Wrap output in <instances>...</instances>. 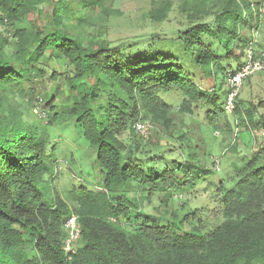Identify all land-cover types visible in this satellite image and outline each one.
Here are the masks:
<instances>
[{
	"label": "trees",
	"instance_id": "1",
	"mask_svg": "<svg viewBox=\"0 0 264 264\" xmlns=\"http://www.w3.org/2000/svg\"><path fill=\"white\" fill-rule=\"evenodd\" d=\"M41 4L52 7L48 24L35 14ZM203 12L210 19L176 32L175 51L152 46L128 53L104 41L85 47L68 29L73 22L104 21L113 13L110 0H0V24L11 26L15 39L8 54V42L0 37V264L264 262V163L253 157L227 188L222 180L210 181L214 171L198 159L189 138L176 137L181 161L166 159L161 151L134 150L124 141L130 132L135 134L132 124L138 118L166 123L168 104L160 94L171 90L184 96L181 110L201 101L211 105L206 118L213 125L227 111V77L241 64L232 69L224 62L244 58L251 39L239 30L247 18L258 28L259 14L235 0H216ZM151 17L157 20L158 13L152 11ZM48 50L67 62L65 86L73 95H65L59 107L52 106L53 97L46 105L54 110L52 119L78 126L94 150L103 174L96 189L79 185L60 194L52 183L55 144L6 102V91L28 80ZM192 68L198 72L196 80ZM98 99L105 103L95 105ZM263 111L264 105L251 103L245 120L264 131ZM131 181L137 184L133 195ZM198 186L214 187L210 194L217 204L212 214L220 219L217 224L209 227L201 211L170 212L167 219L142 211L143 199L149 203L155 193L163 192L161 200H166L175 193L194 194ZM71 213L81 234L76 251L66 254L63 221Z\"/></svg>",
	"mask_w": 264,
	"mask_h": 264
},
{
	"label": "rangeland",
	"instance_id": "2",
	"mask_svg": "<svg viewBox=\"0 0 264 264\" xmlns=\"http://www.w3.org/2000/svg\"><path fill=\"white\" fill-rule=\"evenodd\" d=\"M260 1L264 6V0ZM168 2L162 15V6ZM214 2L216 0H110L113 13L104 21L96 25L73 22L68 29L81 38L85 47L104 41L110 46L125 47L128 53H140L152 46L163 52L175 51L172 39L176 32L191 23L210 19L203 11ZM74 6L72 3V7ZM51 10L50 4H41L35 14L44 24H48ZM152 11L158 13L157 20L151 17ZM254 23L253 18H247L246 24L239 30L240 36L250 37L253 46L264 51V14L259 17L257 29H254ZM0 37L7 40L5 51L10 54L12 42L15 41L13 28L0 24ZM202 39L207 41L206 37ZM212 45L217 52L222 51L215 40ZM242 62L243 57L240 60L225 61L224 65L228 67L226 64H229V68L235 69ZM66 63L48 50L35 64L38 72L32 70L28 80L25 79L20 86L6 91V102L16 110L19 118L24 123L38 126L46 138L55 144L57 168L52 183L60 194L79 185L96 189L101 185L103 176L96 154L78 126L65 119H52L54 110L46 105L47 100L53 97L52 106L59 107L65 95H73L65 86L63 71L67 69ZM192 73L196 80L199 77L197 70L192 68ZM226 87L228 88L227 84ZM160 96L168 104L163 111L167 121L163 123L161 118L156 120L143 115L151 121V133L147 137H139L130 132L124 137L126 144H130L134 150L154 153L161 151L166 159L181 161L182 154L176 137L181 135L189 138L187 142L190 141L194 146L198 159L214 171L210 181L214 184L217 180H222L227 188L234 186L238 169L253 157H257L258 163L263 165L264 131L245 120V109L251 103L264 105V71L254 73L243 81L236 100L239 112L224 110L219 118L217 116L214 125L206 118V114L213 109L208 103H193L189 110L184 111L180 109L184 96L179 91L171 90ZM36 101H40L46 112L45 117L39 118L33 113L32 107ZM104 103V99H98L95 105ZM136 186V181H131L128 187L131 195L135 194L133 190ZM213 189V186H198L194 194L175 193L166 200H161L163 192L155 193L151 202L143 199L142 211L162 219H167L170 212L183 215L194 210L201 211L208 217L210 227L220 221L212 216L217 207L210 194Z\"/></svg>",
	"mask_w": 264,
	"mask_h": 264
},
{
	"label": "built area",
	"instance_id": "3",
	"mask_svg": "<svg viewBox=\"0 0 264 264\" xmlns=\"http://www.w3.org/2000/svg\"><path fill=\"white\" fill-rule=\"evenodd\" d=\"M239 4L246 2L252 11H258L259 17L264 14V6L260 0H235ZM257 29V28H254ZM264 71V51L256 50L251 39L245 49L243 62L233 73H229L226 84L230 89L225 99V109L231 112L234 107V101L238 96L239 89L243 81L254 73ZM33 113L41 118L45 117L46 112L42 109L40 101H36L32 107ZM132 129L139 137H147L152 131V125L145 120L138 118L132 124ZM217 165V164H216ZM63 227L66 236L62 242L64 253H74L79 245L81 229L77 216L73 213L66 216L63 221Z\"/></svg>",
	"mask_w": 264,
	"mask_h": 264
}]
</instances>
